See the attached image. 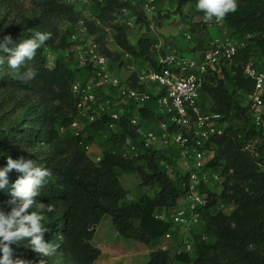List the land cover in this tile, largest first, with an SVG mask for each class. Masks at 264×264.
<instances>
[{"label":"trees","instance_id":"obj_1","mask_svg":"<svg viewBox=\"0 0 264 264\" xmlns=\"http://www.w3.org/2000/svg\"><path fill=\"white\" fill-rule=\"evenodd\" d=\"M90 1L98 12L97 18L109 24L121 20L127 12L133 13L137 20L143 16L138 7H132L124 0ZM171 1L175 5L174 13L180 16L183 7L196 2ZM1 3L6 10L13 6V0H1ZM74 5L71 0H36L38 15L33 25L13 41L19 43L31 38L36 31L50 32L52 38L44 46L54 51L65 50L72 55L69 50L74 46L68 40L73 32L69 30L59 38L58 26L54 25V21H66L71 25L78 23L79 14ZM213 23L214 20H203L196 26H200L201 32L206 33L208 26ZM222 23L226 30L231 31L232 37L247 36L251 44L237 51L231 65L223 68L222 79L215 75L208 77L202 90V97L210 102L211 110L220 114L228 123L224 134L211 140L214 152L207 165L214 170L221 167L228 175L219 195L211 193L209 189L203 190L209 194L210 201L201 211L204 224L201 232L189 238L194 258L186 252L175 251L171 255L170 250L162 251L158 248L162 238L172 233V225L168 220L160 219L157 211L164 209L169 214L188 190L187 178L177 173L174 180L169 178L170 168L176 162L171 158L172 150L144 149L124 115L115 123L119 132L110 137L114 150L105 152L97 165L80 147L82 135L67 141L70 150L66 149L63 159L52 158L40 163V167L50 169L53 175L40 190L37 199L55 205V211L46 214L43 221L49 229L44 239L56 246L64 264H93L99 258L100 251L92 246L91 241L104 216L110 217L120 237L137 241L148 248L149 260L145 264H264V128L256 130L250 123L249 107L240 106L237 102L239 94L246 97L254 93V81L244 76V66L253 62L254 51L264 57V0H238L237 11L229 13ZM85 25L90 35L100 31L91 23ZM116 29L118 45L122 50L143 61L151 59L149 38L139 39L133 47L127 42L123 28L119 26ZM101 39L99 35L97 40ZM204 43V40L199 39L193 51L203 50ZM103 53L110 60L117 59L108 50L104 49ZM48 62L42 49H38L33 60L27 61L22 67L12 68L20 77L19 81L12 78L7 83L19 91L29 92L40 104L47 106L42 126L52 139H57V129L69 126L76 116L75 99L70 86L77 82L76 75L87 67L72 70L57 60L49 68ZM123 65L120 63L118 68ZM27 67L35 68L37 76L25 83L21 75ZM132 86H136L134 81ZM139 111L143 119L150 121L145 108ZM158 120L154 119L156 122ZM108 122L109 119L103 116L87 128L101 134L106 131ZM254 140L258 142L255 146L257 158L243 151V146ZM129 143L136 147V151L130 152L126 158L123 155L128 152ZM5 165L6 157H0V167ZM166 165L169 166L168 170ZM123 174L137 175L142 186L157 187L158 191L153 197L144 196L137 201L123 203L126 191L119 181ZM19 175L12 170L8 174L9 184ZM8 188L0 193V200L10 195ZM227 204L234 207L229 214L216 208ZM25 247L14 246L15 253L22 254ZM95 264L114 262L102 254ZM115 264L128 263L118 259Z\"/></svg>","mask_w":264,"mask_h":264},{"label":"built area","instance_id":"obj_2","mask_svg":"<svg viewBox=\"0 0 264 264\" xmlns=\"http://www.w3.org/2000/svg\"><path fill=\"white\" fill-rule=\"evenodd\" d=\"M124 1L132 7L136 6L135 0ZM154 9L155 0H143L139 5V10L144 15L152 13ZM219 22L214 20L212 25ZM85 23L106 31L110 24L103 27L106 22L100 19L81 22V30L89 43L85 47L75 46L79 63L82 67H91L94 78L103 88L98 93L92 82H75L70 86L75 99L76 116L62 130L70 129L74 138H78L90 124L101 120L103 116L109 119L107 129H114L115 123L126 115L144 149H171L172 154L178 158L176 161L173 156V159L185 170L188 190L182 199L187 204L182 208L174 207L168 215L164 212L160 219L171 223L172 233H182L183 239L177 253L190 254L193 248L189 238L201 232L204 226L201 211L210 201L209 194L203 190H208L211 180H220L207 165L214 152L211 140L222 136L227 127L223 117L213 112L210 102L202 97V90L208 77L215 75L219 79L223 78V68L231 65L241 45L235 37L225 33L223 37L201 39L205 41V48L185 55L168 45L154 25H150L147 38L151 42V59L143 61L123 52L129 64L122 68H125L128 75L120 80L115 74L118 67L103 53L104 49L100 47L95 35L88 33ZM117 23L119 21L111 24ZM134 24L135 21L130 20L125 23L124 28H132ZM184 37L187 41L191 40L190 33L184 34ZM130 62L140 64L141 70L137 71ZM243 74L254 81V93L246 98L250 123L256 130H260L264 128V72L259 71L253 62H249L244 66ZM133 81L136 83L135 87L132 86ZM139 86L143 88L140 89ZM141 108L146 109L150 121L143 119L139 111ZM156 111L162 114L158 115ZM156 118H159L157 122L154 121ZM257 143V140L246 143L243 151L252 158H257ZM128 146V152L123 155L126 158L130 152L136 151V147L130 143ZM165 168L168 170L169 166L166 165ZM180 175L183 174H178ZM170 233L164 237L169 238L172 235ZM159 249L169 250L166 245H160Z\"/></svg>","mask_w":264,"mask_h":264},{"label":"rangeland","instance_id":"obj_3","mask_svg":"<svg viewBox=\"0 0 264 264\" xmlns=\"http://www.w3.org/2000/svg\"><path fill=\"white\" fill-rule=\"evenodd\" d=\"M75 5V11L79 14V22L75 25H71L66 21L57 23L54 21V25L58 26L59 38H61L67 31L71 30L73 33L68 42L73 43L72 49L70 48L72 55L68 51H54L50 50L46 46H42L40 49L46 55L48 67L52 68L55 61L61 60L63 64L75 70L82 68L79 63L75 46L85 47L89 43L87 36H84L82 32L81 22H94L97 18V11L90 0H71ZM143 3V0H135V7H138ZM141 12V10H139ZM175 5L171 0H155V9L152 13L144 15L137 20V17L130 12H127L124 17L119 20L116 27H122L125 33L127 42L131 46H135L139 39L147 38L149 33V26L154 25L156 31L164 38L168 45L174 47L182 52V54L188 55L196 47L198 40H208L216 37H223L224 32L228 36L231 35V31L226 30L225 25L219 22L217 25H212L207 28L206 33H202L200 26H196L203 21L204 13L198 11L196 8V2L187 4L182 8V15L174 13ZM36 0H13V6L10 10L4 9V4L0 0V39L5 35H10L13 39L21 32L29 30L33 25L35 17H37ZM130 20H134L135 24L132 28H124L125 23ZM109 23L103 24V27ZM112 24L109 25L108 31L100 28L95 38L100 35L101 41H98L102 49L110 51L116 60H111L115 67H118L120 63L124 65L129 64L126 56L118 45L117 29ZM190 33L191 40L187 41L184 34ZM79 37V38H78ZM240 43V49H243L247 44H251V39L247 36H241L235 38ZM76 41V42H74ZM74 51V54L73 52ZM85 52V51H84ZM254 65L259 71L264 72V57L259 52L253 53L252 57ZM77 59V60H76ZM137 71L141 70V65L138 63L130 62ZM83 72H79L77 82L82 84L92 82L94 83L96 91L99 93L103 88V85L94 78V74L90 66ZM125 69V68H124ZM123 68H117L116 76L122 80L127 72ZM16 79L19 81L17 73H14L13 69L8 66L7 60L3 64H0V157L10 156L13 159L23 157L28 160H32L40 166V163L48 161L52 158L59 160L63 159L66 155V149L68 147V140L73 136V131L70 129H57L58 138L52 139L48 132L42 126V119L44 112L48 109L46 105L40 104L36 98L30 96L29 92L19 91L16 88H12L7 83L9 79ZM229 87V86H228ZM119 101V99H118ZM237 102L240 106H247L248 100L243 95L237 96ZM156 114L161 115V112L156 111ZM83 123V122H82ZM238 123V122H235ZM228 125V123H227ZM119 129H106L103 133H94L86 128L81 137L80 147L86 154V156L95 164L102 159L103 154L108 151L114 150L111 145L110 137L113 134H117ZM174 159L178 160L173 154ZM171 155V158H173ZM181 163V161H180ZM212 169V168H211ZM213 174L219 177L218 182H211L208 186V191L219 195L222 191V185L227 177V173L223 172L222 168L212 169ZM182 173L184 175L185 170L181 164H177L170 168L168 173L169 178L174 180L175 174ZM119 181L122 188L126 191V196L123 203H130L137 201L141 197H153L158 191L157 187L150 188L148 186L141 185V179L137 175L123 174L120 175ZM15 180L10 181L9 192H11V185ZM11 199L10 195H5L0 200V207H4L7 201ZM187 203L185 200L180 199L175 208H182ZM217 210L223 211L225 214H229L233 209L232 204L218 205ZM29 213L35 211L34 208L27 210ZM158 215H164V209L157 211ZM105 220H101L99 225L95 229L94 237L91 244L96 249H99L100 255L104 254L115 262L120 259L128 264H145L149 260L148 248L131 239L120 237L116 232L114 226L111 223L109 216H104ZM45 221V220H44ZM204 225V224H203ZM202 225V226H203ZM171 234V233H170ZM179 233L173 232L169 238L163 237L161 240V246L166 245L170 250V254L174 255L180 244ZM176 240H173V239ZM19 245L26 246L22 254L14 252V259H20L25 264H40L43 259L46 264H64L61 258V254L57 253L50 257H42L38 253L31 250L27 241H21ZM160 245L158 248H160ZM16 245H13V247ZM191 258H194L193 252L190 253ZM253 259V258H252Z\"/></svg>","mask_w":264,"mask_h":264},{"label":"clouds","instance_id":"obj_4","mask_svg":"<svg viewBox=\"0 0 264 264\" xmlns=\"http://www.w3.org/2000/svg\"><path fill=\"white\" fill-rule=\"evenodd\" d=\"M238 0H196V8L204 13L206 22L213 20L222 21L229 13H235ZM52 38L50 32L36 31L31 38L17 43L10 35L0 39V64L7 60L11 68H19L27 61L33 60L37 50ZM37 76L33 67L25 68L21 79L27 83ZM15 170L19 177L11 185V199L6 206L0 207V264H25L20 259H14L15 248L21 241H27L32 251L42 257H50L55 254L56 246L44 239L45 233L49 231L43 221L46 214L55 211V205L42 203L37 197L40 190L48 183L53 173L46 167H40L32 160L19 157L13 159L6 157V165L0 167V193L9 186L8 174ZM34 208L29 213L27 210ZM40 264H46L41 260Z\"/></svg>","mask_w":264,"mask_h":264},{"label":"crops","instance_id":"obj_5","mask_svg":"<svg viewBox=\"0 0 264 264\" xmlns=\"http://www.w3.org/2000/svg\"><path fill=\"white\" fill-rule=\"evenodd\" d=\"M225 33H226V32H224V34H225ZM213 38H214V37H213ZM109 218H110V217H109ZM102 220H105L104 217L102 218ZM178 236H179V238H180V243H181V241H182V239H183V235H182V233L180 232V233L178 234ZM173 240H176V239L174 238ZM149 253H150V251H149ZM100 256H101V255H100ZM100 256H99V258H100ZM99 258H98V259H99ZM98 259H97V260H98ZM97 260H96V261H97ZM96 261H95L93 264H95ZM174 264H179V263H174Z\"/></svg>","mask_w":264,"mask_h":264},{"label":"water","instance_id":"obj_6","mask_svg":"<svg viewBox=\"0 0 264 264\" xmlns=\"http://www.w3.org/2000/svg\"><path fill=\"white\" fill-rule=\"evenodd\" d=\"M93 229V227H91V230Z\"/></svg>","mask_w":264,"mask_h":264}]
</instances>
